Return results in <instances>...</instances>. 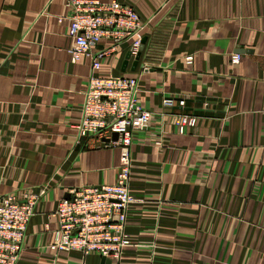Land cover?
Here are the masks:
<instances>
[{
	"label": "crops",
	"instance_id": "0c3cea01",
	"mask_svg": "<svg viewBox=\"0 0 264 264\" xmlns=\"http://www.w3.org/2000/svg\"><path fill=\"white\" fill-rule=\"evenodd\" d=\"M66 1L0 0V199L39 197L18 264H103L50 249L60 200L120 165L119 149L78 144L93 60L71 61ZM117 1L146 24L141 56L124 44L97 75L139 79L153 113L134 136L121 264H264V0ZM184 114L197 123L182 134Z\"/></svg>",
	"mask_w": 264,
	"mask_h": 264
},
{
	"label": "built area",
	"instance_id": "2783aa9c",
	"mask_svg": "<svg viewBox=\"0 0 264 264\" xmlns=\"http://www.w3.org/2000/svg\"><path fill=\"white\" fill-rule=\"evenodd\" d=\"M66 7L72 13L68 32L72 40L68 51L71 61L77 63L84 56L93 60L82 118L75 126L78 144L83 139L96 138L103 146L117 148L120 165L114 184L76 188L70 198L60 200L55 212L60 239L50 249L78 252L84 257L94 254L112 264H121L125 248L132 244L126 232L129 210L137 202L130 191L134 136L149 127L153 113L139 102V79L102 77L97 72L104 60L124 44H130V53L136 57L142 48L146 24L132 6L117 0H67ZM102 41H107L108 47L95 52ZM234 61L238 62L239 56ZM165 105L172 107V102L166 100ZM196 123L193 115L176 118L182 134ZM115 134L117 141L112 140ZM38 201L39 197L30 193L0 199V264H18L21 260Z\"/></svg>",
	"mask_w": 264,
	"mask_h": 264
},
{
	"label": "water",
	"instance_id": "95a60500",
	"mask_svg": "<svg viewBox=\"0 0 264 264\" xmlns=\"http://www.w3.org/2000/svg\"><path fill=\"white\" fill-rule=\"evenodd\" d=\"M142 47H143V44H142ZM142 49V48H141ZM140 56H141V52H139V54L137 55V59L139 60L140 59ZM117 139H118V135L117 134H115L114 136H113V141H117ZM104 142L105 143H108L109 142V140H104ZM103 264H112V261L111 260H109V259H106V258H103Z\"/></svg>",
	"mask_w": 264,
	"mask_h": 264
}]
</instances>
